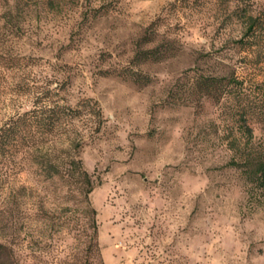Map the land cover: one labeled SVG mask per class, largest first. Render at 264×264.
<instances>
[{"label":"rangeland","instance_id":"1","mask_svg":"<svg viewBox=\"0 0 264 264\" xmlns=\"http://www.w3.org/2000/svg\"><path fill=\"white\" fill-rule=\"evenodd\" d=\"M224 5L0 0V126L43 96L85 105L56 144L69 134L94 182L96 214L20 151L0 166V240L21 264H264V192L227 165L231 100L192 84L232 66L264 73L233 48ZM140 47L159 59L135 58Z\"/></svg>","mask_w":264,"mask_h":264},{"label":"trees","instance_id":"2","mask_svg":"<svg viewBox=\"0 0 264 264\" xmlns=\"http://www.w3.org/2000/svg\"><path fill=\"white\" fill-rule=\"evenodd\" d=\"M222 2L226 6V15L221 24L232 26L231 29L238 33L230 38L233 48L246 51V59L250 57L251 63L264 64V0ZM159 53L156 47H140L135 58L140 61L158 60ZM246 69L245 66L241 75L236 74L235 66L225 74H199L192 84L205 97L216 102L225 97L230 98V116L236 131L229 140L231 159L227 165L239 169L247 184L264 192V146L255 140L252 125V122H256L264 129V73L261 78H257V74L251 75ZM44 97L46 96L40 97L33 108L16 114L0 126V166L7 160H12L14 154L20 151L23 164L32 165L45 178L61 177L71 182L85 198L92 213L96 214L88 198L94 182L81 158L73 152V139L66 133V146H63L65 142L56 144L63 135V129L80 111V107L85 105L72 107L59 100ZM89 110L92 111L93 107ZM96 113L100 119L95 126L98 130L101 122L99 108ZM93 226L96 233L95 218ZM95 244L97 246V242ZM0 264H21L14 246L2 240Z\"/></svg>","mask_w":264,"mask_h":264}]
</instances>
